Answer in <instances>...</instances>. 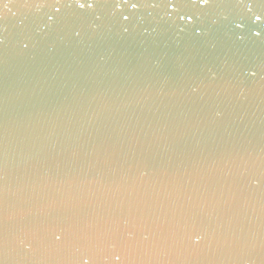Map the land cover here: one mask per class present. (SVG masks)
Here are the masks:
<instances>
[{"label": "water", "instance_id": "water-1", "mask_svg": "<svg viewBox=\"0 0 264 264\" xmlns=\"http://www.w3.org/2000/svg\"><path fill=\"white\" fill-rule=\"evenodd\" d=\"M92 3L0 0V264H264V0Z\"/></svg>", "mask_w": 264, "mask_h": 264}, {"label": "snow or ice", "instance_id": "snow-or-ice-1", "mask_svg": "<svg viewBox=\"0 0 264 264\" xmlns=\"http://www.w3.org/2000/svg\"><path fill=\"white\" fill-rule=\"evenodd\" d=\"M77 2H78V6H79L80 8H82V9L85 8V6H87L88 8H92V7H93L92 0H84V2H80V0H77ZM199 2H200V4L204 5V4L207 3V0H199ZM123 3H124V4H128V3H129V0H123ZM169 6H170L171 8H173V9H175V7H176V5H175L174 3H171V2H170V5H169ZM131 7H132V8H136V7H138V5H137L136 3H132V4H131ZM58 10H59V9H58ZM124 19L126 20V19H128V17L125 16ZM188 19L191 20L192 17L189 16ZM255 19H256V20H260L261 17H260L259 15H257V16H255ZM257 35H259V33H257Z\"/></svg>", "mask_w": 264, "mask_h": 264}]
</instances>
